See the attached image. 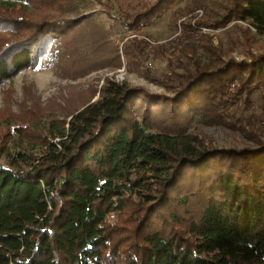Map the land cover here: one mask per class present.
I'll return each mask as SVG.
<instances>
[{"label": "trees", "instance_id": "16d2710c", "mask_svg": "<svg viewBox=\"0 0 264 264\" xmlns=\"http://www.w3.org/2000/svg\"><path fill=\"white\" fill-rule=\"evenodd\" d=\"M80 1L0 0V87L24 68L82 74L103 47L120 58L107 29L76 14ZM177 1L119 5L118 19L143 30ZM200 18L175 20L195 32ZM234 20L263 35L264 0H228L206 23ZM149 45L122 51L138 66ZM193 64L154 75L168 93L109 77L63 118L0 120V264H264V135L206 149L191 131L200 118L241 123L264 96V53Z\"/></svg>", "mask_w": 264, "mask_h": 264}, {"label": "rangeland", "instance_id": "374dc122", "mask_svg": "<svg viewBox=\"0 0 264 264\" xmlns=\"http://www.w3.org/2000/svg\"><path fill=\"white\" fill-rule=\"evenodd\" d=\"M227 2L228 0H178L164 13L161 20L143 30H137L125 29L118 19L119 5L124 10L133 11L131 7L137 0H81L76 14L91 15L93 21L106 28L109 43L118 45L120 58L116 60L103 47L100 60L97 61V56L92 69L82 74L59 76L51 65L24 68L0 87V120L7 123L16 114H26L30 121L36 115L40 121L50 117L63 118L64 109L82 107L109 77L132 86L141 85L158 93H168L167 88L154 75L166 70L169 62L177 67L181 62H189L193 69L195 59L200 60L201 64L213 65L232 58L250 60L251 53H264V34L256 33L250 24L234 20L215 28L206 23L218 20ZM178 7L185 9L183 16L175 15ZM176 17L178 22H195L196 18L201 17L202 24L195 32L185 30L176 22ZM241 28L249 30L245 33L247 37H253L249 42ZM134 32L138 35L134 38H148L150 41L146 50L147 58L138 66L129 63L128 56L122 51L124 42L134 40H125L126 36ZM179 70H183L182 67ZM263 97L259 91H255L251 96V108L244 109L241 123L237 122L234 126L210 118L195 121L191 131L202 138L201 148H243L255 144L250 137L251 133L264 135ZM242 101L240 109L244 106ZM248 112L251 114L249 118L246 116Z\"/></svg>", "mask_w": 264, "mask_h": 264}, {"label": "built area", "instance_id": "2783aa9c", "mask_svg": "<svg viewBox=\"0 0 264 264\" xmlns=\"http://www.w3.org/2000/svg\"><path fill=\"white\" fill-rule=\"evenodd\" d=\"M135 36H138L137 33H132L131 35L128 34V36H126V39L125 40H131V39H134Z\"/></svg>", "mask_w": 264, "mask_h": 264}]
</instances>
